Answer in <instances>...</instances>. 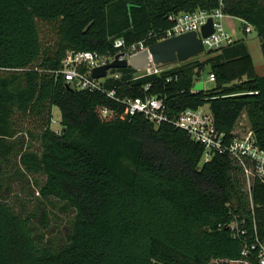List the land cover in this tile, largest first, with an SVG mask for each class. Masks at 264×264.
<instances>
[{"label": "trees", "instance_id": "1", "mask_svg": "<svg viewBox=\"0 0 264 264\" xmlns=\"http://www.w3.org/2000/svg\"><path fill=\"white\" fill-rule=\"evenodd\" d=\"M220 3L226 16L253 26L264 61V0ZM218 8L219 0H0V264H211L238 260L253 228L264 242V184L252 181L249 208L226 156L201 164L203 149L185 132L129 119L105 94L67 89L59 74L68 52L115 54V40L148 36L150 46L171 26L170 15ZM40 23L53 26L52 43L43 42ZM214 52L137 80L129 67L112 70L119 79L103 87L134 98L150 84L147 93L164 100L170 117L208 105L226 137L246 111L264 149V76L242 40L205 54ZM206 65L214 89L192 92ZM243 75V83L226 86ZM53 107L62 133L50 130ZM99 107L116 117L102 121ZM25 120L42 122L36 135ZM25 177L38 194L30 211L8 202L12 182ZM55 202L71 217L53 242L47 232ZM234 219L245 238L231 237Z\"/></svg>", "mask_w": 264, "mask_h": 264}, {"label": "built area", "instance_id": "2", "mask_svg": "<svg viewBox=\"0 0 264 264\" xmlns=\"http://www.w3.org/2000/svg\"><path fill=\"white\" fill-rule=\"evenodd\" d=\"M224 17L225 14L221 10L220 0L217 10H196L189 13L181 12L170 15L168 21L171 23V26L156 35L155 39L159 42L195 32L201 43L203 52L224 48L235 42L226 31V27L221 23V19ZM208 20H211L213 33L207 38H202L200 30ZM242 22L245 25L243 28L245 34L254 30L253 26L244 21ZM149 39L150 36L147 39H142L131 44H126L123 39H117L113 42V49L116 50L115 54L98 55L93 52H68L61 63L59 74L62 75L65 84L72 91L105 94L107 98L114 100L126 109L129 119L141 116L155 128L164 123H169L173 127L185 132L190 141L202 147V163L210 162L215 156H226L237 172L245 179L244 192L248 197L250 208L252 209L251 183L253 180H256L264 184V149H261L257 145L250 127L239 130L235 126L229 133V136L226 137L224 133L217 131L209 107L207 110L205 106L196 109H186L175 117H170L167 113L164 100L147 93L150 89V84L143 87L141 97L117 98L114 91H105L103 85L107 80L119 79V74L111 73L112 70H108L104 78H92V70L113 62L117 55H121L118 58L119 60H128L131 55L138 54L147 49L149 47ZM165 70H168L165 68V65L150 62L148 67L135 71L132 80L159 75ZM214 80V75L208 73L207 81L213 84ZM197 82L195 81V83ZM97 115L102 121H109L116 117V112L106 107H99L97 108ZM227 228L231 231L233 239L245 238L246 231L240 229L237 220L234 219ZM211 264H264V242L260 240L255 228H253V232L248 240H244L242 244L238 260H212Z\"/></svg>", "mask_w": 264, "mask_h": 264}, {"label": "rangeland", "instance_id": "3", "mask_svg": "<svg viewBox=\"0 0 264 264\" xmlns=\"http://www.w3.org/2000/svg\"><path fill=\"white\" fill-rule=\"evenodd\" d=\"M221 23L226 27V31L231 35L232 39L236 41H244L248 54L251 58L252 65L254 67L255 73L258 76H264V61L262 58V53L260 49V42L257 37V34L254 30H252L250 33L245 34L243 32V28L245 27L244 23L240 21L237 18H232L230 16H226L221 19ZM41 37L44 43H52L55 40V34H54V28L53 26H50L48 24H39ZM144 39H147L146 37ZM226 47V46H225ZM221 49V48H220ZM206 50V49H205ZM218 50V49H217ZM216 51V50H213ZM206 52H202L200 55L196 57V60H199L200 62H205L207 58L214 56L217 54V52H214L213 54L206 56ZM178 63L165 65L166 69H173L177 67ZM210 71V65L204 66L198 73V76L194 78L195 81L202 82L204 84V89L207 91H210L214 89V84H210L207 81V74ZM245 79V75L241 77H235L230 82L226 84L227 87L235 86L238 84L243 83ZM240 94H234V96H238ZM205 109H208V105H205ZM50 130L54 133H62L63 128L60 124V113L56 107H53L50 109ZM24 127L32 130L33 133L36 135V132L41 127L42 122L41 121H32V120H25L23 122ZM236 128L239 130L250 127L247 113L246 111H243L238 119V122L235 124ZM251 128V127H250ZM34 144V148H37L36 141L33 140L32 142ZM202 164V162H201ZM7 174L11 173L13 171L12 167L6 168ZM238 178L241 185V193L242 198L245 204L250 208V204L248 201V197L246 196L245 190V179L244 177L238 173ZM34 179L37 180V183H42L43 178L39 176H34ZM38 194L36 192L35 186L33 184V179H30V177H25L22 180H14L11 185V195L9 197L8 202L10 205L14 206L16 210H20L21 206L24 205L26 209L29 211L34 207L35 201ZM59 203L55 202V208L49 209V217H50V226L47 232V236L50 237L53 242H56L59 239L60 233L64 227V225L70 220V215H64L59 211ZM41 233L43 230H40Z\"/></svg>", "mask_w": 264, "mask_h": 264}, {"label": "water", "instance_id": "4", "mask_svg": "<svg viewBox=\"0 0 264 264\" xmlns=\"http://www.w3.org/2000/svg\"><path fill=\"white\" fill-rule=\"evenodd\" d=\"M212 33V23L211 20H208V22L201 27L200 35L202 38H207L212 35ZM202 52V46L196 33L190 32L150 45L140 53L131 55L128 60H119L118 58L121 55H117L113 62L92 70L91 75L94 79H101L106 76L108 70H118L129 67L134 71H139L148 67L150 62L158 65L183 63L200 55ZM66 87L70 89L67 85ZM192 90L193 92L203 91V83H195Z\"/></svg>", "mask_w": 264, "mask_h": 264}, {"label": "crops", "instance_id": "5", "mask_svg": "<svg viewBox=\"0 0 264 264\" xmlns=\"http://www.w3.org/2000/svg\"><path fill=\"white\" fill-rule=\"evenodd\" d=\"M205 89H204V84H203V91H204Z\"/></svg>", "mask_w": 264, "mask_h": 264}]
</instances>
